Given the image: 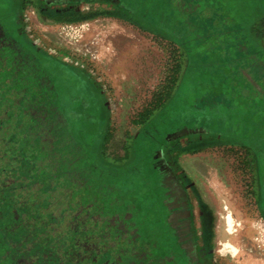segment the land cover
Returning a JSON list of instances; mask_svg holds the SVG:
<instances>
[{
	"label": "rangeland",
	"instance_id": "1",
	"mask_svg": "<svg viewBox=\"0 0 264 264\" xmlns=\"http://www.w3.org/2000/svg\"><path fill=\"white\" fill-rule=\"evenodd\" d=\"M64 1L46 16L43 0H0V46L44 73L41 92L52 95L47 102L42 95L40 105L0 98V167L12 170L10 183L18 185L25 208L10 209L1 192L0 212H12L15 221L42 215L43 223L35 240L11 243L17 249L2 262L34 263L44 249L59 264H92L82 257L88 243L72 248L88 233L87 212L116 214L120 221L131 216L152 234L153 215L144 219L145 213L164 212L152 166L160 149L181 176L188 174L193 208L200 194L217 208L201 244L207 259L264 264V0ZM98 25L143 35L140 77L127 65L104 67L75 49ZM73 69L93 82L97 99L66 72ZM77 140L84 153H77ZM59 162L73 176H63ZM84 164L88 179L78 169ZM96 171L103 175V200L100 208H87L91 201L83 198L97 193ZM195 213L201 239V214ZM115 220L106 219L109 231L128 229L118 230ZM156 236L163 241L159 229ZM120 244L117 250L128 248Z\"/></svg>",
	"mask_w": 264,
	"mask_h": 264
},
{
	"label": "trees",
	"instance_id": "2",
	"mask_svg": "<svg viewBox=\"0 0 264 264\" xmlns=\"http://www.w3.org/2000/svg\"><path fill=\"white\" fill-rule=\"evenodd\" d=\"M162 14L166 17L170 16V10L167 7H164L163 5L160 6L159 9ZM168 20V22H171L168 18H165ZM15 56L7 50V48H3L0 46V98L5 99L7 102H16L17 100L27 102L29 104L33 105H40L41 101L40 98L43 95V98L48 100H51V96L44 97V93H42V87L40 86L43 81V78H45V74L36 70L30 63L31 61L27 62L26 64L19 63L18 59L14 58ZM31 58L34 59V55H31ZM35 60V59H34ZM29 65V67L26 65ZM42 73V74H40ZM47 79V78H46ZM57 96V95H56ZM54 102V101H53ZM8 104V103H7ZM2 127V120L0 119V128ZM74 139V138H73ZM75 145L77 147V153L81 154L80 152L83 151L81 148L80 143L78 140L75 142ZM79 150V151H78ZM84 153V151H83ZM88 157V156H87ZM85 161L87 158H84ZM81 158V160H84ZM90 160V159H89ZM87 159V166L88 167H95V164L93 162ZM263 161V156L260 157V161ZM86 164L82 165V167L78 169H82V175L85 179H88L86 177L88 168ZM57 170H63L66 178H70V176H73L74 171L72 169H69L63 162H59V165H57ZM96 168V167H95ZM97 169V168H96ZM93 170V169H92ZM91 170V171H92ZM26 174V173H25ZM264 174V172H263ZM10 176H12V170L9 168H2L0 167V193L2 192L1 196H5L7 201H9V204L7 205L10 209L17 208L18 210H24L23 207L24 201L22 200L21 196L16 192V188L18 187L17 184H11L10 183ZM103 175L99 174L96 171V175L93 177L94 181L96 182V192L95 194L91 195L90 197L84 196L83 202L91 201L88 207L100 208V205L98 204V200L102 198L100 201L103 200V191L99 184H102ZM263 178V184H264V175H262ZM103 187V186H102ZM100 197H96L99 196ZM29 204V210L27 209V212H33L32 207ZM98 204V205H97ZM25 211V210H24ZM86 213V212H85ZM126 213V212H125ZM12 212H0V228L3 230V227H6L5 229L7 231L0 232V264H5V261L2 262L4 259H9L11 257V252H15L17 249V246L15 244L11 243L18 242L20 240H23L27 236L31 239H36L37 235H35L36 228L39 227L38 225L43 224L39 222L40 217L42 215L34 214V213H27V215L24 217V219L21 221H15L14 217L12 216ZM88 218L86 219L87 226H88V233L85 234V237H83L81 240L77 243H74L72 248H77L78 245H83L84 243H88V246H85L82 250V257H84L85 260H89V258L93 259L92 264H106V260H109V264H118V260L122 262L123 264H157L158 262L160 264H167V260L171 259L168 258L169 253H164V248L161 246V244L152 245L151 242L146 244L145 246L137 248L135 251H130L129 248H125L124 250H121L120 248L117 250V246L120 245V242L117 240V232L116 230H110L106 229V219H115L117 216L115 214L113 215H106V212H87ZM115 215V217H114ZM149 216H145L144 219H146ZM117 225L119 226L118 230L121 228H125L128 225V229L130 225L132 227L137 226L136 222L131 221V216H128L124 219V221L120 222V220H115ZM18 225V228L15 227V225ZM85 230V229H84ZM83 230V231H84ZM77 231V230H76ZM87 231V230H85ZM90 231V232H89ZM147 227L140 226L139 229L135 230L133 232L134 236L136 238H147L150 233H146ZM107 232V234H106ZM122 232V231H121ZM128 230L123 231L122 233L126 234ZM150 232V231H148ZM7 237V240L4 241L2 238L3 236ZM106 237L109 240L110 247H106ZM94 240L92 243L91 241ZM96 241L101 242V245L99 247H90L91 244L95 245ZM137 241V240H134ZM39 245V244H37ZM86 245V244H85ZM92 248V249H90ZM107 248V250H106ZM55 256H59L57 253H53ZM41 257H45L47 260L46 264H58L54 256L51 254H47V252L43 249L40 257L38 255V258L36 259V262L32 264H43ZM95 258V259H94ZM140 258L142 260H140ZM140 260V261H139ZM2 262V263H1ZM17 264H23L17 263ZM67 264V263H65Z\"/></svg>",
	"mask_w": 264,
	"mask_h": 264
},
{
	"label": "flooded vegetation",
	"instance_id": "3",
	"mask_svg": "<svg viewBox=\"0 0 264 264\" xmlns=\"http://www.w3.org/2000/svg\"><path fill=\"white\" fill-rule=\"evenodd\" d=\"M13 1L14 0H11V5ZM63 2L66 1L43 0L42 7L49 8L47 10H43V12L46 14V16H48V14L53 12L54 8L61 5ZM66 72L73 75V77L76 79H79L84 85V88L88 89L85 90V95L87 94V96L96 98L90 88V84L93 83L91 80H86L87 78H85L81 72H78L74 69ZM83 95H81V97ZM44 97H47V95H44ZM44 101L47 102L46 99H44ZM57 114L61 116L62 120H65V116L62 113ZM155 152L156 154L153 156L154 160L152 162V166L156 168L159 174V186L164 190V197L161 201L164 212L145 213L146 216H149L150 214L153 215L154 220V223H152L150 227L152 234H150L147 238L141 239L134 236L133 232L140 228V223L142 222L141 221L137 224L135 221L137 226L132 227V225H130L129 229H126L128 230L126 234L122 233L123 231L117 232V240L119 242L120 240L124 241L130 251H135L137 248L139 249L150 242L152 245L157 246L159 241H157L156 230L159 229L162 233H164V239L159 244L163 246L164 253H169L168 258H171L169 262L167 260V264H213L207 259V254L201 246V244L203 245V241L208 239V233H210L211 230L213 216V210L208 205L206 196L203 198V196L200 194L199 208L198 210L193 208L191 201L193 189L190 185V178L188 174H184V177L181 176L177 169H175L169 162L165 161V159L162 157L160 149L155 150ZM195 212H200L201 214V221L199 222L202 232L201 239L197 220H195ZM116 216L118 220L119 217H121L119 215ZM124 219L125 217H123L122 222ZM106 226L107 229H110L107 224ZM106 247H110L107 237ZM140 260L142 259L140 258Z\"/></svg>",
	"mask_w": 264,
	"mask_h": 264
},
{
	"label": "crops",
	"instance_id": "4",
	"mask_svg": "<svg viewBox=\"0 0 264 264\" xmlns=\"http://www.w3.org/2000/svg\"><path fill=\"white\" fill-rule=\"evenodd\" d=\"M101 20L95 18L92 21ZM90 21V23H94ZM95 35L86 44L75 43L74 47L78 52L86 54L90 59L97 62L98 65H119L128 66V71L133 74L138 73V77L144 71L142 69L143 58L138 47V42H143V35L140 32L132 30H124L106 25L96 26ZM113 30V31H111ZM106 32V33H104ZM98 47H101L98 49ZM101 49V51H99ZM111 50L113 54H111ZM115 50V51H114ZM213 212H218L216 206L213 207ZM241 212V211H234ZM217 233V224H215Z\"/></svg>",
	"mask_w": 264,
	"mask_h": 264
},
{
	"label": "bare ground",
	"instance_id": "5",
	"mask_svg": "<svg viewBox=\"0 0 264 264\" xmlns=\"http://www.w3.org/2000/svg\"><path fill=\"white\" fill-rule=\"evenodd\" d=\"M237 218V217H236ZM240 228L239 229H241V227L243 226V223H241V224H239L238 225ZM235 227V226H234ZM237 228V227H236ZM236 232V231H235ZM237 237V234L234 236V239ZM239 247H241V246H239ZM255 261V263H256V260H254Z\"/></svg>",
	"mask_w": 264,
	"mask_h": 264
}]
</instances>
